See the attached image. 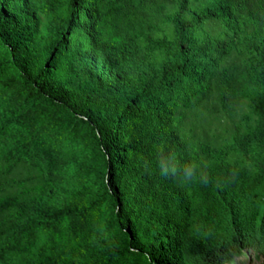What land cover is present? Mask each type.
Returning a JSON list of instances; mask_svg holds the SVG:
<instances>
[{"label":"trees","instance_id":"1","mask_svg":"<svg viewBox=\"0 0 264 264\" xmlns=\"http://www.w3.org/2000/svg\"><path fill=\"white\" fill-rule=\"evenodd\" d=\"M264 257V0H0V264Z\"/></svg>","mask_w":264,"mask_h":264},{"label":"rangeland","instance_id":"2","mask_svg":"<svg viewBox=\"0 0 264 264\" xmlns=\"http://www.w3.org/2000/svg\"><path fill=\"white\" fill-rule=\"evenodd\" d=\"M230 264H264V257L258 256L253 252H248V254L246 253L243 256L235 258L233 263Z\"/></svg>","mask_w":264,"mask_h":264}]
</instances>
